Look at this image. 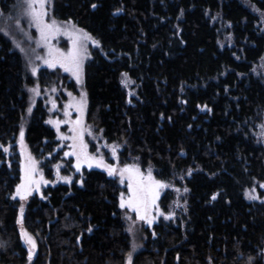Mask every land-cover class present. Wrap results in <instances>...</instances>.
<instances>
[{"label": "trees", "instance_id": "16d2710c", "mask_svg": "<svg viewBox=\"0 0 264 264\" xmlns=\"http://www.w3.org/2000/svg\"><path fill=\"white\" fill-rule=\"evenodd\" d=\"M246 3L264 12V0H54V18L99 43L85 66L87 123L122 146L120 160L136 159L156 180L188 191L186 215L153 232L141 227L135 255L116 180L87 169L71 170L70 184L55 177L64 162L53 152L55 132L41 102L29 113L31 79L0 36V264H128L130 253L132 264H264V205L243 198L264 181V150L251 135L264 110V80L252 74L264 34ZM214 16L228 25L230 44ZM122 73L136 87L130 101ZM19 142L37 161L46 155L47 186L22 223L37 244L31 260L16 222L22 205L12 199ZM5 148L15 153L10 171ZM67 162L61 174L69 177ZM172 196H162V209Z\"/></svg>", "mask_w": 264, "mask_h": 264}, {"label": "rangeland", "instance_id": "374dc122", "mask_svg": "<svg viewBox=\"0 0 264 264\" xmlns=\"http://www.w3.org/2000/svg\"><path fill=\"white\" fill-rule=\"evenodd\" d=\"M53 3L54 0H47L45 4V9L47 12L45 20L47 23L55 21L57 26L62 29V32L61 34L56 35V37L50 41V44L60 52L68 53L72 49V38H70V36L74 37L80 35L79 30L83 29L78 28L70 21H61L54 18ZM247 6L253 11L254 14L257 15L259 20V29L264 34V12L256 10L249 4ZM4 8L6 10L1 8L0 5V36L10 43L13 51L21 56L25 74L29 79H31V84H29V86L25 88L28 97V107L33 110L38 102L42 103L46 110L44 123L47 127L52 129L56 135V145L53 152L55 155L63 158L64 161L63 163H60L58 165V170L53 171L55 177L57 178V180H59V182H67L68 184H70L72 180V178H70V176L72 175V171L73 173H79L83 169L99 170L109 176L107 174V171L102 166L97 167L95 162H93L91 168H89L88 163L82 162L80 170L77 171L76 156L65 155L66 153L72 151L70 145L73 144V140L70 137L73 136V132L70 129L73 127L74 122L77 119H82L83 128L85 129L83 142L87 145L88 155L97 158L102 157L105 164H110L117 169V174L109 177L113 178L119 183L121 187V194H123L124 200L127 201L130 195L128 190L129 180L126 174L123 182H121L119 170L123 169L125 166H133L135 168H138L140 173L145 178L147 177L148 173L151 172L152 177L155 179L153 170L151 168L142 170L139 167L136 159H131L129 161L120 160L119 154L122 150V146L116 143H107L101 137V135L99 133H96L94 128L89 123H87V104L82 117L81 114L75 109V107H68V105L74 104L75 102L79 101L82 94H86L84 88L85 66L91 60L93 53L99 50L100 47L98 41L94 37L89 35L85 30H83V33H86L88 37H91V39L82 37V39L86 40V58L82 63L80 81L77 82L76 77L71 72H65L64 69L59 65H56V67L54 68H49L44 63V60L42 58L47 57V48L43 45L42 42H40V35L37 28L30 23L27 16L23 15V0H12L10 1V4L8 6L5 5ZM213 18L214 21L212 23H215L218 26L222 38L227 42V44H230L231 39L228 36V25L223 23L220 19H217V16H214ZM17 20H19L20 22L19 26H17ZM63 30H67V34ZM222 45L224 44L222 43ZM21 49H23V51H21ZM33 67L37 69L36 75H33L32 73ZM252 74L264 80V54L256 63V65L253 66ZM125 82L127 83V86H125ZM120 83L126 93L127 101H130L132 98L136 97V87L134 85V82L127 76V74H121ZM32 89H37L39 94L37 95L36 92L32 91ZM200 110L202 112H206L207 108L201 107ZM66 111L68 113L67 116L65 115ZM49 121H53V123H49ZM57 121L59 122L58 124L55 123ZM89 132L91 134H89ZM251 135L254 137L257 144L262 146L264 150V110H262L261 119L258 123H256L254 131L251 132ZM62 137L65 138L62 139ZM113 147H115L116 150L115 156L113 155ZM18 151L19 153H17L16 155L19 156V160H21L22 162V174L19 178V185L22 183V178L25 175V165L30 163V159L36 162L34 179L40 181V177L43 176V181H48L45 168H43L41 165V162L45 159L46 155L45 157H43V160H35L30 155L29 150L26 148L24 143L22 144L21 142H19ZM6 152L7 153L4 157L7 161V165L10 171L9 166L14 163L13 157L15 153L12 154L10 150ZM47 159H49L48 156ZM65 162H67V165H70V168L68 169V171L70 172L69 177L61 174L62 171H66L67 169L65 167ZM64 178H68V181H66ZM43 181H40L38 190H36V188L34 187L31 193L26 195L23 200H20V196L16 195V191L13 194V196H16V199L14 200H17L24 209L22 222L20 213L16 222L19 225L18 230L20 243L22 247L27 251L28 255L31 245L26 243V237L22 235V233H27V235L31 236L34 241L35 239L23 228L22 223L24 218L26 217V210L28 211L27 206L30 202V199L34 196H41L44 187L47 186V183H44ZM174 181L175 180L173 179L171 181L163 182L168 185V187L158 189V197L156 199L155 206L151 207L148 213L149 219L152 220L151 224L147 223V221L139 220L136 213L132 212L131 210L127 208H120L126 224V233L128 234L130 239L132 255H135V252H137L139 248H141L144 244L140 237L141 227L147 228L150 232H153L152 229L155 225H158L160 223H163L165 226L171 224L174 225L176 224L175 221L177 219H179L180 217L183 218L186 215V197L188 191H185V186H176L174 184ZM261 185H264V181H255L250 187L244 189L243 198L245 199V201L251 203H261L264 205V187H261ZM167 192H171L173 198L167 204L166 209H162L160 200L162 196ZM121 194L119 200H121ZM250 196H256L257 199H250ZM161 213H163V215H161ZM165 217L170 218L166 219ZM130 226L132 228V231H129ZM155 237L156 236L153 235L152 239H154ZM262 252L264 253V248ZM36 253L37 244L35 241V248H32V255L36 256Z\"/></svg>", "mask_w": 264, "mask_h": 264}, {"label": "snow or ice", "instance_id": "6c2138e0", "mask_svg": "<svg viewBox=\"0 0 264 264\" xmlns=\"http://www.w3.org/2000/svg\"><path fill=\"white\" fill-rule=\"evenodd\" d=\"M47 0H23L24 9L23 15L27 16L30 23L33 24L40 35V42L47 48V57L42 58L44 63L49 68H54L56 65H59L64 69L65 72H71L77 79V82L80 81V74L82 70L83 60L86 58V40L82 39V37L86 39H91L88 37L86 33H83V30H79L80 35L70 36L72 38V49L68 53L60 52L58 49L54 48L50 41L56 37V35L61 34L62 29L57 26L55 21L51 23H47L45 17L47 15L45 4ZM96 5H93L95 8ZM17 26H19V20H17ZM67 34V30H63ZM96 43V42H94ZM23 51V49H21ZM41 58V57H38ZM33 75H36L37 69L35 67L32 68ZM125 86L127 83L125 82ZM32 91L36 92L38 95L37 89H32ZM71 95V94H69ZM86 94L81 95V99L74 104L68 105V107H75V109L83 116L84 110L86 108ZM29 113H31V108L28 109ZM67 116V111L65 112ZM49 123H53V121H49ZM55 123H59L58 121ZM73 132V136L70 137L73 140V144L70 145L72 151L66 153L65 155H74L76 156V169L80 170L81 163H88L89 168L92 167L93 162L96 163L97 167H103L109 176H114L117 174V169L110 164H105L102 157L97 158L93 156H89L87 153V145L83 142V135L85 129L83 128L82 119H77L74 122L73 127L70 129ZM89 134H91L89 132ZM24 131L21 129L20 131V139L23 142ZM65 137H62V139ZM4 151H8L7 148ZM116 150L113 147V155L115 156ZM36 171V162L30 159V163L25 165L24 172L25 175L22 178V183L17 186L16 195L20 196L21 199L31 193L32 189L35 187L36 190L39 188L40 181H43V176L40 177V181L34 179V174ZM127 174L129 184V197L127 201L124 200L123 194H121L120 200V208H127L132 212L136 213L137 218L142 221H147V223L151 224L152 220L149 219V209L155 206L156 199L158 197V189L168 187L165 183L161 181H157L152 177L151 172L148 173L145 178L139 171L138 168L133 166H125L123 169L119 170V175L121 178V182L125 175ZM68 181V178H64ZM44 183H48L47 181H43ZM264 187V185H261ZM178 191V189H177ZM187 191V189H185ZM250 199H257L256 196H250ZM12 199H16V196H13ZM212 199H216L215 196ZM23 207L20 208L21 214V222L23 219ZM163 215V213H161ZM166 219L170 217H165ZM91 231V229H89ZM129 231H132L131 226L129 227ZM26 237V243L31 245L29 250V259L32 258V248H35V241L28 236L27 233H22ZM3 245H0L2 247ZM128 264H132L131 261V253L129 254Z\"/></svg>", "mask_w": 264, "mask_h": 264}]
</instances>
